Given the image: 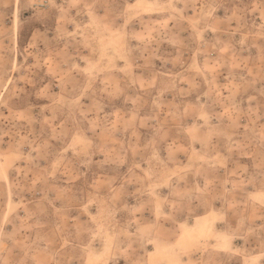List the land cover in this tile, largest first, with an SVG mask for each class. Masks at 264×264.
I'll return each instance as SVG.
<instances>
[{"label": "rangeland", "instance_id": "1", "mask_svg": "<svg viewBox=\"0 0 264 264\" xmlns=\"http://www.w3.org/2000/svg\"><path fill=\"white\" fill-rule=\"evenodd\" d=\"M0 264H264V0H0Z\"/></svg>", "mask_w": 264, "mask_h": 264}]
</instances>
